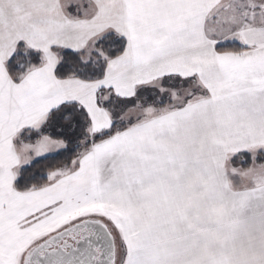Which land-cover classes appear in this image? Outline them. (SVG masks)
Instances as JSON below:
<instances>
[{"label":"snow or ice","instance_id":"snow-or-ice-1","mask_svg":"<svg viewBox=\"0 0 264 264\" xmlns=\"http://www.w3.org/2000/svg\"><path fill=\"white\" fill-rule=\"evenodd\" d=\"M0 264H264V0H0Z\"/></svg>","mask_w":264,"mask_h":264}]
</instances>
